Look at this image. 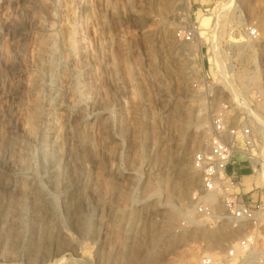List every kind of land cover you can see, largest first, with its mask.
<instances>
[{
	"label": "rangeland",
	"instance_id": "rangeland-1",
	"mask_svg": "<svg viewBox=\"0 0 264 264\" xmlns=\"http://www.w3.org/2000/svg\"><path fill=\"white\" fill-rule=\"evenodd\" d=\"M226 1L187 0L181 10L179 0H0V264H119L135 250V264H198L203 254L218 264H264V212L253 230L256 252L233 260L226 250L244 230L225 221L199 220L196 232L170 246L149 234L168 212V233L183 229L187 214L166 179L182 182L179 159L199 108L206 139L187 154L192 168L220 103L230 100L235 110L246 98L264 117V0H236L240 7L230 9ZM208 14L206 39L177 38ZM17 29L25 34L18 46ZM212 38L222 74L209 60ZM175 45L186 48V74L169 50ZM204 74L216 84L211 106L197 85ZM71 154L70 170L52 162ZM240 170L241 193L261 186L262 170L249 175L246 162Z\"/></svg>",
	"mask_w": 264,
	"mask_h": 264
},
{
	"label": "built area",
	"instance_id": "built-area-1",
	"mask_svg": "<svg viewBox=\"0 0 264 264\" xmlns=\"http://www.w3.org/2000/svg\"><path fill=\"white\" fill-rule=\"evenodd\" d=\"M198 30L199 25L191 22L179 29L176 35L182 42H193ZM247 34L251 38H256L257 29L249 27ZM211 83L213 82L207 78V74H204L197 84L199 89L205 93L208 104L211 103L209 92ZM243 103L248 104L246 107H241ZM241 104L233 110L235 107L232 102L223 101L218 110L211 111L212 131L207 146L197 151L193 158V166L201 180L200 189L192 194V204L197 211L215 222L228 221L234 228L245 223L248 225L240 228L244 230V234L238 244H231L226 250V257L229 260L250 255L256 248L257 235L253 230L260 225L262 221L260 213L264 212V188L262 186H254L246 193L240 191L242 189L240 164L248 163L251 173L249 175L258 174L262 170L261 158L264 150L260 140L258 141L260 134L253 125L255 117L249 111L255 105L246 98H242ZM205 192L217 193L224 203V210L214 213L212 205H205L203 202ZM253 193H257L255 200L252 197ZM181 222L180 229L192 226L188 216L182 218ZM250 226L253 228L249 230ZM198 264H215V259L211 255L203 254Z\"/></svg>",
	"mask_w": 264,
	"mask_h": 264
},
{
	"label": "bare ground",
	"instance_id": "bare-ground-1",
	"mask_svg": "<svg viewBox=\"0 0 264 264\" xmlns=\"http://www.w3.org/2000/svg\"><path fill=\"white\" fill-rule=\"evenodd\" d=\"M247 4H249V3H247ZM187 5H188L187 4V0H179L178 8L181 9V10H187ZM86 7L91 12H93L92 11L93 10V7L89 4V1L87 2ZM224 7L226 9L239 8L240 7V4L237 3L236 0H227L226 3H225V5H224ZM222 9H224V8H222ZM222 9H221V11H222ZM250 13H252V12H250ZM185 14H186V12H185ZM187 15H188V13H187ZM187 15L185 17L186 18V21L188 19V16ZM251 15L253 16V14H251ZM211 17H212V15L208 14V15H203L200 18L201 24H200L199 30L197 32V37H196L197 41H201V39L202 38L204 39V37L206 39V35L204 34V31L203 30L205 28H207V26L211 23ZM15 31H16V29H15ZM24 37H25L24 32H22L20 29H17V33L15 35V38H16L15 39V43H16L15 45L18 46L21 43V40L24 39ZM207 39H208V37H207ZM40 46H41V48H43L45 46V43H44V39L43 38L40 39ZM197 49H198V51L201 49V43L200 42L198 44ZM169 50H171V53L173 51H175L176 56H175L174 59H176V63L178 65V67H180V70H182L186 74L187 73V71H186L187 62L185 60V58H186V48L184 46L175 45L174 49H171L170 48ZM208 55H209V60L212 61L211 63H213L214 67H218V70L217 71L218 72H221V74H222V70L223 69L220 68L219 65H218L220 63L219 50H218V46L216 45V42L214 41V38H212V40H210V42H209ZM215 87H216V84L215 83H211V87L209 89V92L211 94V100H210L211 103H212V100H213V90L215 89ZM37 101L39 102L40 100L37 99ZM241 103H239V104H241ZM247 104L248 103H243V104H241V107H243V106L246 107ZM200 105H202V100L200 101ZM35 107H36V111L34 112L33 117H36L37 118L38 117V114L40 112V109H39L38 106H35ZM185 111H186V115L187 116H190L191 114H193V110L190 109V107H188V106H185ZM249 111H250V113L253 114V116L257 120L260 121V123L258 124V127L260 129V132L263 135V142H264V117L261 116L257 112V110H255V108H253L252 110H249ZM195 119H196V125H197L196 126V130H195V134H194L195 136L190 141L189 145H186V146L183 147V149H182L183 151L181 152V157L179 159V165L181 166V173L183 175L182 176V182L180 184H176V185L172 186V185H170V183L172 181L169 182V179H166V182L168 183L167 184L168 186L166 188L167 194L169 196L170 195L174 196L179 201L180 206H181L180 208L185 210V214H187V216L189 217V219H190V221L192 223V226L191 227H185V228H183L182 231L180 232V234H177L176 232L173 233V234H172V232L171 233H168V231L170 229H172V224H173V216H172V214L170 212H168L167 214L164 215V220H163V223L161 224L160 228L158 227L157 224L154 223V225H153V223H152L151 229H153V232L152 233H149V234L151 236V241H152L153 244H155L158 240H160L161 238L164 237V238H166V240H164V241H166V244H167L166 246H170V245H172V243H174L176 241V239L177 240L178 239L179 240L180 239L181 240L184 239V235L186 234V231L193 230V232H194V230H195V232H196V230H197L196 224L198 223L199 220H202V219L207 220L208 219L207 217H205V215L200 214L197 211L196 207H194V204H192V196H191V200L189 199L190 203L188 201V195L190 194V191H191L192 187H194L196 184H198V182H200V176H199V173L194 168V166L192 168L191 164L189 163L188 158H187V154L190 153L191 151H193V149L196 147L197 144H201L206 139V130H207V128L205 126V124L207 123L206 116L201 112V109L200 108H199L198 113L196 114V118ZM31 131L34 134H38V132H39L38 126H37V124L35 122L31 123ZM36 136L37 135H35V137ZM44 141L45 140H40L41 143H40V147L38 148L42 152H44L45 149H46L44 147V144H43ZM83 141L86 142L85 140H83ZM70 156H71V158L70 157H66L65 163L62 160L61 161H57L55 158L52 159V162L54 163L55 166H57V167L59 166L60 169H63L64 168V170L67 171L71 167V165H72L71 162H72V160L74 158L73 157V154H71ZM261 161H262V171H263V173L262 172L261 173L263 175L261 174L260 184L264 188V170H263L264 169V150H263V157L261 158ZM168 172H170V171H168ZM65 184L67 185V183H65ZM199 189H200V186H199L198 190ZM216 196H217V200H216ZM203 199H204L203 202H204L205 205H207V206L212 205L213 206L211 208H212V210H213L214 213H219L220 210H224V207H225L224 206V203L218 197L217 193H215V192H205V194L203 195ZM261 216H262V214L260 213V217ZM225 223H228V221L225 222ZM243 225L244 226H248L247 223H245V224L239 225L236 228H234L232 225H231V227L236 232V231H239L238 229L242 228ZM173 226H174V224H173ZM193 226H196V227L195 228H192ZM258 227H259V225H258ZM255 228L257 229V227H255ZM241 230L242 229H240V231ZM166 233H168V235H166ZM254 233H256V232H254ZM255 235H257V233ZM150 236H148V237H150ZM130 238L131 237L128 236V239L126 241L125 247L128 246L129 243H131V242L133 243V241ZM238 241L236 242V245L238 244ZM256 243H257V241H256ZM255 250L256 249L254 248L253 251L250 253V256L253 253L256 252ZM135 252H136V254H135L136 256H134L132 254V256H129V257H127L128 255L126 256V254L123 253L122 257L119 259V261H120L119 264H135V257L138 256L139 250H135ZM215 264H218V263H216V261H215Z\"/></svg>",
	"mask_w": 264,
	"mask_h": 264
},
{
	"label": "crops",
	"instance_id": "crops-1",
	"mask_svg": "<svg viewBox=\"0 0 264 264\" xmlns=\"http://www.w3.org/2000/svg\"><path fill=\"white\" fill-rule=\"evenodd\" d=\"M243 163H245V162H242V163L240 164L239 167H241V165H242ZM247 164H248V163H247ZM249 171H250V166H249ZM249 171H248V172H249ZM242 173H244V172H242Z\"/></svg>",
	"mask_w": 264,
	"mask_h": 264
}]
</instances>
